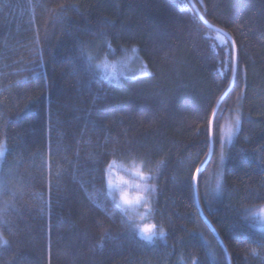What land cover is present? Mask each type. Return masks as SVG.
I'll list each match as a JSON object with an SVG mask.
<instances>
[{
  "label": "trees",
  "instance_id": "trees-1",
  "mask_svg": "<svg viewBox=\"0 0 264 264\" xmlns=\"http://www.w3.org/2000/svg\"><path fill=\"white\" fill-rule=\"evenodd\" d=\"M132 48L151 75L96 67ZM0 145V264H264V0H0ZM113 159L144 164L165 236L129 229Z\"/></svg>",
  "mask_w": 264,
  "mask_h": 264
},
{
  "label": "rangeland",
  "instance_id": "rangeland-1",
  "mask_svg": "<svg viewBox=\"0 0 264 264\" xmlns=\"http://www.w3.org/2000/svg\"><path fill=\"white\" fill-rule=\"evenodd\" d=\"M221 43L225 42V39L222 35L217 36ZM133 49V48H132ZM132 49H130L123 56H118L116 59H107L104 58L97 64H100L101 67H98L101 70L102 75L106 78L107 76H114L117 79L120 77L128 76V74L138 73L139 71L145 72L146 70L143 68L146 63L142 59V57L136 53H132ZM137 49V48H136ZM133 64L137 65L134 66ZM147 66V65H146ZM143 70V71H142ZM140 74V73H139ZM235 128V118L230 119L226 124L223 130V143H229L235 133L229 139V129ZM116 164L111 169L110 173L107 174V185L108 190L111 196L115 199L119 208L123 211L126 217L129 219L132 224H136L140 227L151 226L155 224L152 221L153 214V199L156 191V185L151 181L150 174L144 168V164L142 162L137 161H119L115 160ZM143 173V175H138L137 172ZM121 178H123L121 180ZM109 180H111V187H109ZM123 192H127L129 199L133 201L132 204L125 205L120 199L121 194ZM139 196L140 200H136V197ZM145 198H147L148 203H145ZM258 208L254 211L256 212ZM253 220V224L259 230L263 231L264 229V218L260 216H253L252 213L250 217ZM156 225V224H155ZM139 236L138 229H136ZM159 228L156 225V228L153 231L159 233ZM165 236V235H164ZM159 237H163L157 234L154 238V241Z\"/></svg>",
  "mask_w": 264,
  "mask_h": 264
},
{
  "label": "snow or ice",
  "instance_id": "snow-or-ice-1",
  "mask_svg": "<svg viewBox=\"0 0 264 264\" xmlns=\"http://www.w3.org/2000/svg\"><path fill=\"white\" fill-rule=\"evenodd\" d=\"M219 31V30H218ZM232 48L231 49H228L226 52H225V60L226 61H230L232 63V67H231V71L233 73H235L236 71V57H235V41L233 40L232 42ZM110 47V45H109ZM82 51H84L86 54H87V50H86V47L85 48H82ZM132 53H136L137 52V49L136 48H133L132 50ZM87 58L89 60V62H91L94 57H92L90 54L87 55ZM222 63H224V61H222ZM96 67H101L100 64H97ZM146 65L143 66V68L146 70ZM145 74L147 75H151V73H147L145 72ZM107 79H112V78H115L114 76H107L106 77ZM217 118V112H216V109L215 108H212L210 110V113L205 117V120L207 122V134L209 136L212 135V128H213V122L216 120ZM239 125H240V116H239V113L237 112L236 116H235V128H232V129H229V139H231V136L235 133L236 130H238L239 128ZM222 131V129H221ZM223 147V145H222ZM6 151V149L3 148V145H0V158H2L4 156V152ZM224 161V156H223V152L221 153V162L223 163ZM160 164L163 163V161H160L159 162ZM116 164V161L113 159L109 162H106L105 165H104V168H103V174H102V177L101 179H104L105 176H107L108 173H110L111 169L113 168V166ZM200 168H195L194 172H193V176H192V179L193 180H196L199 173H200ZM138 175H143V173H140L139 171L137 172ZM123 178H121L122 180ZM109 187H111V180H109ZM219 189H220V185L219 183L217 184V189L216 191L219 192ZM120 199L122 200L123 204L125 205H129V204H132L133 201L131 199H129V196H128V193L127 192H123L121 194V197ZM136 200H140V197L137 196L136 197ZM145 203L147 204L148 203V200L147 198H145ZM253 216H260L262 218H264V205H261L259 206L258 210L256 212H253L252 213ZM129 219H131V217H129ZM129 229H138L139 233L141 234V238L148 241L149 243H151L154 238L158 235L160 236H164L165 235V232L163 230V228L161 227L160 230H159V233L153 231V229L156 228V225L153 224L151 226H145V227H140L136 224H129L128 225ZM264 230V229H262Z\"/></svg>",
  "mask_w": 264,
  "mask_h": 264
},
{
  "label": "water",
  "instance_id": "water-1",
  "mask_svg": "<svg viewBox=\"0 0 264 264\" xmlns=\"http://www.w3.org/2000/svg\"><path fill=\"white\" fill-rule=\"evenodd\" d=\"M206 24H207L208 26H210L211 28H213V29H216V30L221 31V32L224 33L227 37L231 38L230 35H229L227 32H224L223 30H221V29H219V28H216V27L210 25L208 22H206ZM231 40H232V38H231ZM212 151H213V142H212V145H211V153H210V156H209L208 160L206 161L205 165H207L208 161L210 160V158H211V156H212ZM205 165H204V166H205ZM196 182H197V179H196ZM195 187H196V188H195V191H196V198H197V200H199L197 186H195ZM198 202H199V201H198Z\"/></svg>",
  "mask_w": 264,
  "mask_h": 264
}]
</instances>
